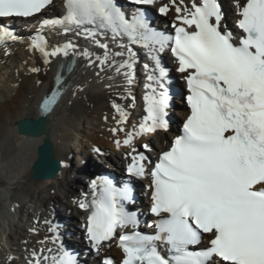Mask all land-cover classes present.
I'll return each instance as SVG.
<instances>
[{"label": "snow or ice", "instance_id": "6c2138e0", "mask_svg": "<svg viewBox=\"0 0 264 264\" xmlns=\"http://www.w3.org/2000/svg\"><path fill=\"white\" fill-rule=\"evenodd\" d=\"M61 2L63 13L44 19L41 27L75 31L97 51L81 49L71 40L49 51L39 32L30 37V46L45 58H68V76L79 57L97 69V76L112 72L108 79H122L116 87L125 103L112 102L118 117L111 131L125 133L122 143L131 149L127 172L150 180L151 234L139 230L137 213L126 207L133 201L130 184L117 186L107 177L91 182V200L86 194L78 204L90 213L85 229L91 249L99 256L105 244L110 247L116 240L123 252L121 264H264V0H232L235 32L225 22L222 0H131L136 9L130 18L118 0ZM51 6L54 0H0V44L23 38L3 21L32 18ZM149 6L165 16L174 12V34L151 26ZM137 47L146 50L148 59L143 64L144 114L128 130L137 107ZM166 49L186 83L190 112L180 134L153 161L150 143L136 146V138L144 141L170 128L169 70L160 57ZM57 82H67L63 71ZM56 102L54 92L41 109L48 111ZM129 227L130 232L119 231ZM49 241L55 242L45 237L40 243ZM27 264L80 260L62 245L45 246L33 249Z\"/></svg>", "mask_w": 264, "mask_h": 264}, {"label": "bare ground", "instance_id": "6f19581e", "mask_svg": "<svg viewBox=\"0 0 264 264\" xmlns=\"http://www.w3.org/2000/svg\"><path fill=\"white\" fill-rule=\"evenodd\" d=\"M222 3L225 4L223 9L226 16H231L234 9L232 0H222ZM67 40L78 43L81 49L97 51L92 42L83 36H68L62 41ZM138 51L137 79L138 83H144L139 81L138 76L144 71L142 58L145 54L142 49ZM59 58H45L39 51H31L26 43L12 45L10 55L0 51V264H27L29 253L33 249H40L42 246L55 248L51 241L46 242V245L40 243L45 237H50L52 227L46 226V221L50 217L58 216L65 219L61 209L49 208L52 204H49V199L53 198L51 190L55 186L61 190L63 197L61 204L69 203L73 208V217L80 222L84 220L87 212L79 209L80 202L77 198L84 197L82 193L86 190L82 188H85L89 172L92 175L98 172V166L89 158V154L94 156L96 145L108 144L111 150L104 154L111 156H108L110 161L107 163H113V168L120 167L117 169L118 173L123 172L125 175L121 168L130 163L126 155L129 149L113 144L115 138L124 137L125 133L119 132L114 135L111 131L117 127L114 118L118 117L111 106L112 102L125 103L122 98H118V93L122 89L116 87L123 81L118 77L108 79L113 75L112 72H102L97 76V69L89 67L85 59L78 57L75 70L69 76L70 87L54 111L45 117L50 139L54 144L55 157L69 162V166L64 165L52 178L39 180L32 178L31 167L45 135L31 137L21 134L17 131V123L22 118L38 117L37 103L52 83ZM164 62L166 61H161L163 66ZM165 65L169 67V62L167 61ZM33 67L39 71L33 72ZM138 83L133 89L137 107L131 113V119L126 126L128 130L132 129V125L144 114L143 89L138 88ZM78 85L82 88L81 91L76 90ZM109 85L113 87L109 88ZM176 106L184 107L178 101ZM182 115L185 117L186 112ZM177 119L175 117L173 121L176 122ZM171 125L173 126L174 122ZM171 135L172 127L147 139L153 146L156 158L159 152L166 149ZM94 158L95 162L101 160L96 156ZM37 194H40L38 201L34 200ZM29 203L30 206L27 207ZM144 203L143 197L137 202V206H143ZM72 226L74 225L71 220H67L62 233L65 234L71 229H75L76 233L81 232ZM73 239L80 241L79 238ZM86 246L84 242V249ZM110 251L122 255L115 240L111 242L110 247L105 244L102 250L103 253ZM9 257L12 259L9 260Z\"/></svg>", "mask_w": 264, "mask_h": 264}, {"label": "water", "instance_id": "95a60500", "mask_svg": "<svg viewBox=\"0 0 264 264\" xmlns=\"http://www.w3.org/2000/svg\"><path fill=\"white\" fill-rule=\"evenodd\" d=\"M17 128L21 134L31 137L45 135L43 143L38 147V157L32 165V178L39 180L54 177L60 168V161L55 157L54 144L44 117L22 118L18 121Z\"/></svg>", "mask_w": 264, "mask_h": 264}, {"label": "rangeland", "instance_id": "374dc122", "mask_svg": "<svg viewBox=\"0 0 264 264\" xmlns=\"http://www.w3.org/2000/svg\"><path fill=\"white\" fill-rule=\"evenodd\" d=\"M174 115L175 116H179V113H178V111L177 110H175V112H174ZM175 125V124H174ZM176 127V126H175ZM114 142V141H113ZM101 146V148L103 149V150H111L110 149V147L108 146V144H105V145H100ZM85 151H87V149L85 148ZM98 157V155H90L89 154V158L90 159H92V161L94 162V163H96L98 166H100V167H106V169L108 168V164L109 163H106V165H103L102 163H103V158H101V160H99V162H95V158L94 157ZM74 162H75V160H74ZM115 168H119V167H115ZM86 170H89V169H87L86 168ZM80 176V175H79ZM76 182H77V180H76ZM51 195L53 196V198H51V199H49V204L50 203H52L50 206H49V208H52V207H58L59 209H61L62 210V212H63V214H64V216L66 215H69L70 214V210H68L69 209V206H70V204L69 203H65V204H61V201H62V199H63V197H62V194H61V190H60V188L59 187H57V186H55L52 190H51ZM48 204V203H47ZM28 206H30V203L27 205V207ZM58 208H56V209H58ZM25 218H28L27 216H25ZM76 221V220H75ZM77 222V221H76ZM74 230V229H73Z\"/></svg>", "mask_w": 264, "mask_h": 264}]
</instances>
